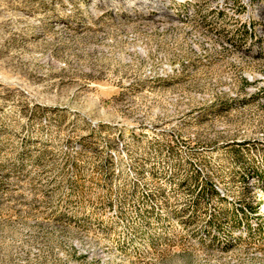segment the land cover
I'll list each match as a JSON object with an SVG mask.
<instances>
[{
  "label": "rangeland",
  "instance_id": "374dc122",
  "mask_svg": "<svg viewBox=\"0 0 264 264\" xmlns=\"http://www.w3.org/2000/svg\"><path fill=\"white\" fill-rule=\"evenodd\" d=\"M263 205L264 0H0V264H264Z\"/></svg>",
  "mask_w": 264,
  "mask_h": 264
},
{
  "label": "trees",
  "instance_id": "16d2710c",
  "mask_svg": "<svg viewBox=\"0 0 264 264\" xmlns=\"http://www.w3.org/2000/svg\"><path fill=\"white\" fill-rule=\"evenodd\" d=\"M211 192H214V191H213V190H211ZM261 204H262V203H261V202H259V203L257 204V206H258V207H260V206H261ZM257 206H256V207H257ZM256 211H257L256 209H250V210H249V213H250V215H251V214H255V213H256ZM258 217H259V218H264L263 216H258Z\"/></svg>",
  "mask_w": 264,
  "mask_h": 264
},
{
  "label": "bare ground",
  "instance_id": "6f19581e",
  "mask_svg": "<svg viewBox=\"0 0 264 264\" xmlns=\"http://www.w3.org/2000/svg\"><path fill=\"white\" fill-rule=\"evenodd\" d=\"M259 214H264V205L261 207L260 211L258 212Z\"/></svg>",
  "mask_w": 264,
  "mask_h": 264
}]
</instances>
